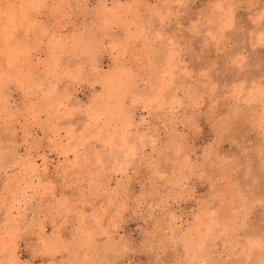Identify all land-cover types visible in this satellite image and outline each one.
Instances as JSON below:
<instances>
[{"label":"rangeland","instance_id":"obj_1","mask_svg":"<svg viewBox=\"0 0 264 264\" xmlns=\"http://www.w3.org/2000/svg\"><path fill=\"white\" fill-rule=\"evenodd\" d=\"M0 264H264V0H0Z\"/></svg>","mask_w":264,"mask_h":264}]
</instances>
